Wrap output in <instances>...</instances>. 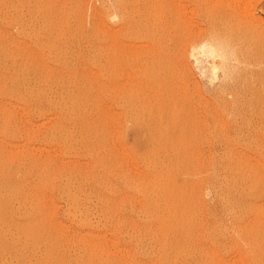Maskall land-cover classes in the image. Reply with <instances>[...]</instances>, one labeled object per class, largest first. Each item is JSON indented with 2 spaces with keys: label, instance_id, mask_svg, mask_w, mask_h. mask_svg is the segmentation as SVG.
<instances>
[{
  "label": "rangeland",
  "instance_id": "obj_1",
  "mask_svg": "<svg viewBox=\"0 0 264 264\" xmlns=\"http://www.w3.org/2000/svg\"><path fill=\"white\" fill-rule=\"evenodd\" d=\"M129 3L0 0V264H264V0Z\"/></svg>",
  "mask_w": 264,
  "mask_h": 264
},
{
  "label": "bare ground",
  "instance_id": "obj_2",
  "mask_svg": "<svg viewBox=\"0 0 264 264\" xmlns=\"http://www.w3.org/2000/svg\"><path fill=\"white\" fill-rule=\"evenodd\" d=\"M19 1V0H18ZM63 1V0H62ZM21 2V1H20ZM20 2H19V4H20ZM49 2V1H48ZM41 3V2H40ZM53 3V2H52ZM44 4V3H43ZM46 4H47V2H46ZM30 5H32V4H30ZM51 5V4H50ZM107 5V13H108V16H109V18L113 21H115L116 22V18H118L119 19V23H120V26H123V28H125L126 30H127V32H129L131 29H132V23L130 22V15H131V9L132 8H130V3H129V0H111V4H106ZM21 6V5H20ZM44 6V5H43ZM48 6V5H47ZM84 6V5H83ZM42 7V6H41ZM32 8V7H31ZM45 8V7H44ZM47 8V7H46ZM50 11V10H49ZM58 12V11H57ZM1 13V12H0ZM6 13V12H5ZM38 13V12H37ZM37 13H36V15H37ZM48 13V12H47ZM106 13V12H105ZM16 14V13H15ZM28 14V13H27ZM40 14V13H39ZM32 15V14H31ZM56 15V14H55ZM102 16V15H101ZM38 17V16H37ZM40 17V16H39ZM105 18H106V16H105ZM17 19V18H16ZM21 19V18H20ZM47 19V18H46ZM107 19V18H106ZM145 19V18H144ZM18 20V19H17ZM33 20V19H32ZM146 20V19H145ZM145 20H142L140 23H139V25H138V29L140 30V31H142L144 28H145V26H147L148 25V22H147V20L145 21ZM0 21H2V20H0ZM55 21V20H54ZM37 22V21H36ZM108 22V21H107ZM22 23V22H21ZM88 23V22H87ZM109 23V22H108ZM74 24V23H73ZM2 25V24H1ZM20 25H22V24H20ZM38 25V24H37ZM18 26V25H17ZM104 26V25H103ZM56 27V26H55ZM44 28V27H43ZM122 28V27H121ZM33 29V28H32ZM30 30V29H29ZM25 31V30H24ZM50 31V30H49ZM150 31V30H149ZM15 32V31H14ZM16 32H17V30H16ZM90 32V31H89ZM126 32V33H127ZM143 32H144V30H143ZM153 32V31H152ZM60 33V32H59ZM137 33V32H136ZM142 33V32H141ZM16 34V33H15ZM110 34H114L113 36H112V39H113V37L115 38V33H110ZM31 35H33V34H31ZM87 35H88V33H87ZM87 35H86V37H87ZM91 35V34H90ZM107 35V34H106ZM111 36L108 38V41H109V39L111 38ZM119 36H121L120 34H119ZM55 37V36H54ZM148 37V36H147ZM26 38V37H25ZM81 38V37H80ZM119 38V37H118ZM135 38V37H134ZM111 39V40H112ZM38 40V39H37ZM40 40V39H39ZM111 40L109 41V42H111ZM31 41V40H30ZM66 41V40H65ZM112 41H114V39L112 40ZM43 42V41H42ZM116 42V41H115ZM114 42V43H115ZM46 45V44H45ZM1 46V45H0ZM5 46V45H4ZM38 47V46H37ZM6 48V47H5ZM231 49V48H230ZM5 50V49H4ZM8 50V49H7ZM45 50V49H44ZM43 50V51H44ZM199 51V53L200 54H202L203 56H205L206 58L207 57H209V58H212L213 59V69L214 70H216L217 68L219 69V67L221 68V69H223L224 70V72L227 70V68H229L228 66H229V62H230V60H231V55H230V52H229V49L228 48H225V47H223V46H215V45H213V44H207V43H203V45H201L200 47H198V48H195V50H194V52H193V54H192V56H193V58H194V62L196 63V64H199V63H201L200 62V60H199V58H198V56H197V53L195 52V51ZM9 51V50H8ZM1 52V51H0ZM6 52V51H5ZM7 53V52H6ZM10 53V51L8 52V54ZM2 54H3V52H2ZM5 54V53H4ZM50 54V53H49ZM6 55V54H5ZM16 55V54H15ZM52 55V54H51ZM234 55V54H233ZM9 56H11V54L9 55ZM14 57V56H13ZM20 57V56H19ZM24 57V56H23ZM52 57V56H51ZM1 58V57H0ZM8 59V58H7ZM19 59V58H18ZM201 59V58H200ZM10 60V59H9ZM24 60V59H23ZM218 60V62H216ZM2 61H4V60H2ZM16 61H17V58H16ZM207 61V60H206ZM5 63V62H4ZM16 64H17V62H15ZM27 64V63H26ZM38 64V63H37ZM232 64V63H231ZM4 65V64H3ZM12 65V64H11ZM22 66V65H21ZM10 67V66H9ZM15 67V66H14ZM18 67V66H17ZM198 67V66H197ZM16 69V68H15ZM24 69V68H23ZM22 69V70H23ZM30 69V68H29ZM212 69V68H211ZM217 69V70H218ZM230 69V68H229ZM228 69V70H229ZM17 70V69H16ZM31 70V69H30ZM11 71H13V70H11ZM21 71V70H20ZM25 71V70H24ZM23 71V72H24ZM22 72V71H21ZM227 72V71H226ZM225 72V73H226ZM8 74H10V73H8ZM37 74V73H36ZM22 75V74H21ZM20 75V76H21ZM15 77V76H14ZM2 78V77H1ZM7 78H9V77H7L6 76V79ZM22 78V77H21ZM11 79V78H10ZM1 80V79H0ZM15 80H17V79H15ZM4 81V80H3ZM1 82V81H0ZM11 82V81H10ZM20 82V81H19ZM27 83V82H26ZM3 84V83H2ZM1 84V85H2ZM5 84H6V80H5ZM4 84V85H5ZM1 85H0V87H1ZM26 85V84H25ZM30 86V85H29ZM3 87V86H2ZM4 88H5V86H4ZM17 88V87H16ZM24 88V87H23ZM2 89V88H1ZM30 90V89H29ZM45 90V89H44ZM15 91V90H14ZM13 91V92H14ZM19 92V91H18ZM26 93V92H25ZM24 93V94H25ZM30 94V93H29ZM33 94V93H32ZM41 94V93H40ZM30 96V95H29ZM10 97V96H9ZM12 97V96H11ZM10 97V98H11ZM64 97V96H63ZM15 98H17L16 96H15ZM23 100V99H22ZM25 100V99H24ZM77 100V99H76ZM71 102V101H70ZM48 104V103H47ZM52 106V105H51ZM18 107V106H17ZM79 107V106H78ZM13 108V107H12ZM5 109H6V107H5ZM15 109V108H14ZM19 109V108H18ZM35 109V108H34ZM3 110V109H2ZM9 110V109H8ZM22 110V109H21ZM39 110V109H38ZM32 113H34V112H32ZM38 113V112H37ZM42 113V112H41ZM79 113V112H78ZM108 113V112H107ZM40 114V113H39ZM55 116V115H54ZM36 117V116H35ZM38 117V116H37ZM16 118V117H15ZM34 118V117H33ZM19 119H21V118H19ZM25 119V118H24ZM38 119H39V117H38ZM43 119V118H42ZM94 119V118H93ZM35 120V119H34ZM50 120V119H49ZM5 121V120H4ZM15 121V120H14ZM41 122V121H40ZM47 122V121H46ZM45 123V122H44ZM31 124V123H30ZM41 124V123H40ZM80 124V123H79ZM3 125V124H2ZM33 125V124H32ZM41 125H43V124H41ZM40 125V126H41ZM5 127V126H4ZM21 127H22V125H21ZM24 127V126H23ZM35 128V127H34ZM80 128V127H79ZM7 129H8V127H7ZM51 129V128H50ZM27 130H29V129H27ZM64 130V129H63ZM6 131V130H5ZM9 131V130H8ZM11 131V130H10ZM67 131V130H66ZM12 132V131H11ZM5 133V132H4ZM26 133V132H25ZM85 133V132H84ZM42 134V133H41ZM27 136H29V135H27ZM38 136V135H37ZM49 136V135H48ZM31 137V136H30ZM54 137V136H53ZM71 137V136H70ZM8 138V137H7ZM40 138V137H39ZM51 138V137H50ZM76 139V138H75ZM98 139V138H97ZM12 140V139H11ZM26 140V139H25ZM53 140V139H52ZM93 140V139H92ZM118 140V139H117ZM24 141V140H23ZM97 141V140H96ZM49 142V141H48ZM47 142V143H48ZM70 142V141H69ZM46 143V144H47ZM118 143V142H117ZM19 144V143H18ZM14 145H16V144H14ZM119 146H121V145H119ZM17 147V146H16ZM15 147V148H16ZM19 147V146H18ZM17 147V148H18ZM121 148V147H120ZM149 148V147H148ZM59 149V148H58ZM77 150V149H76ZM95 150V149H94ZM17 151V150H16ZM55 151V150H54ZM71 152V151H70ZM69 152V153H70ZM12 153V152H11ZM30 153V152H29ZM28 153V154H29ZM12 155V154H11ZM23 155V154H22ZM55 155H56V153H55ZM89 155H90V153H89ZM164 155V154H163ZM24 156V155H23ZM18 157V156H17ZM26 157V156H25ZM28 157V156H27ZM53 157V156H52ZM3 158V157H2ZM22 158H24V157H22ZM21 158V159H22ZM17 159V158H16ZM30 159V158H29ZM32 159V158H31ZM91 159V158H90ZM139 159V158H138ZM3 160V159H2ZM27 160H28V158H27ZM1 161V160H0ZM16 161V160H15ZM20 161V160H19ZM24 161V160H23ZM25 161H26V159H25ZM29 161V160H28ZM38 161V160H37ZM21 162V161H20ZM2 163V162H1ZM17 163V162H16ZM28 163V162H27ZM33 163V162H32ZM35 163V162H34ZM33 163V164H34ZM7 164V163H6ZM33 164L31 165V164H29V165H31V167L33 166ZM9 165V164H8ZM13 165V164H12ZM37 165H38V163H37ZM36 165V166H37ZM42 165H43V162H42ZM48 165V164H47ZM3 166H5V163H4V165ZM35 166V165H34ZM6 167V166H5ZM21 167V166H20ZM19 167V168H20ZM40 167V166H39ZM44 167H46V164H45V166ZM48 167V166H47ZM2 168V167H1ZM0 168V169H1ZM13 168V167H12ZM37 168V167H36ZM42 168V167H41ZM151 168H152V166H151ZM35 169V168H34ZM38 169V168H37ZM40 169V168H39ZM102 169V168H101ZM16 170V169H15ZM48 170V169H47ZM38 171V170H37ZM36 171V172H37ZM41 171V170H40ZM43 171H45V170H43ZM53 171V170H52ZM17 172V171H16ZM3 172H1V174H2ZM24 173V172H23ZM47 173V172H46ZM19 174H21V173H19ZM31 174V173H30ZM45 174V173H44ZM43 174V175H44ZM7 175V174H6ZM6 175H4L5 176V178H6ZM21 175H23V174H21ZM26 175V174H25ZM32 175V174H31ZM30 175V176H31ZM41 175V174H40ZM14 176V175H13ZM16 176H18V175H16ZM16 176H14V177H16ZM2 177H3V175H2ZM28 177V176H27ZM41 178H43L42 176H40ZM49 177V176H48ZM65 177V176H64ZM67 178V177H66ZM2 179H4V178H2ZM9 179V178H8ZM17 179V178H16ZM20 179V178H19ZM62 179H64V178H62ZM18 180V179H17ZM24 180V179H23ZM26 180H28V179H26ZM8 181V180H7ZM13 181V180H12ZM21 181V180H20ZM37 181V180H36ZM70 181V180H69ZM1 182V181H0ZM14 182V181H13ZM23 182H25V181H23ZM40 182V181H39ZM49 182V181H48ZM165 182V181H164ZM10 183H11V181H10ZM15 183H17V182H15ZM27 183V182H26ZM42 183V182H41ZM66 183V182H65ZM167 183V182H166ZM20 184H22V183H20ZM24 184V183H23ZM42 184H44V183H42ZM125 184V183H124ZM8 185V184H7ZM12 185H14V184H12ZM17 185V184H16ZM36 185V184H35ZM39 185V184H38ZM61 185V184H60ZM64 185V184H63ZM160 185V184H159ZM3 186V185H2ZM37 186V185H36ZM35 186V187H36ZM45 186V185H44ZM49 186V185H48ZM75 186V185H74ZM171 186H173L172 184H171ZM16 187V186H15ZM14 187V188H15ZM21 188H22V185L20 186ZM34 187V188H35ZM38 187V186H37ZM41 187V186H40ZM154 187V186H153ZM159 187V186H158ZM166 187H167V184H166ZM6 188H7V186H6ZM11 188H12V186H11ZM54 188V187H53ZM137 188V187H136ZM164 188V187H163ZM168 188H171V187H169L168 186ZM4 189V188H3ZM10 189V188H9ZM8 189V190H9ZM16 189V188H15ZM180 189V188H179ZM7 190V189H6ZM7 190V191H8ZM23 190V189H22ZM26 190V189H25ZM53 190V189H52ZM11 191V190H10ZM37 191V190H36ZM54 191V190H53ZM63 191V190H62ZM66 191H67V189H66ZM158 191V190H157ZM171 191V190H170ZM3 192V191H2ZM21 192V191H20ZM0 193H1V191H0ZM23 193V192H22ZM30 193V192H29ZM50 193V192H49ZM63 193H64V191H63ZM68 193H70V192H68ZM166 193H168V192H166ZM178 193V192H177ZM12 194V193H11ZM17 194V193H16ZM16 194H14V195H16ZM34 194V193H33ZM36 194V193H35ZM91 194V193H90ZM165 194V193H164ZM176 194V193H175ZM62 195V194H61ZM7 196V195H6ZM5 196V197H6ZM9 196L11 197V195L9 194ZM9 196H7V198L9 197ZM17 196V195H16ZM23 196H25V195H23ZM66 196H67V194H66ZM180 196V195H179ZM26 197V196H25ZM73 197V196H72ZM170 197V196H169ZM14 198H15V196H14ZM24 198V197H23ZM62 198V197H61ZM167 198V197H166ZM172 198V197H171ZM16 199V198H15ZM20 199V198H19ZM22 199V198H21ZM28 199V198H27ZM32 199V198H31ZM41 199V198H40ZM180 199H182V198H180ZM6 200V199H5ZM4 200V201H5ZM12 200H14V199H12ZM17 200V199H16ZM15 200V201H16ZM24 200H25V198H24ZM23 200V201H24ZM41 200H45V199H41ZM40 200V201H41ZM48 200H50L49 198H48ZM67 200V199H66ZM159 200H160V198H159ZM169 200H171V199H169ZM174 200V199H173ZM183 200H185V199H183ZM187 200V199H186ZM17 201H19V200H17ZM29 201H30V199H29ZM72 201V200H71ZM78 201V200H77ZM92 201V200H91ZM90 201V202H91ZM172 201V200H171ZM190 201V200H189ZM8 202V201H7ZM7 202H6V204H7ZM157 202V201H156ZM165 202V201H164ZM167 202V201H166ZM26 203V202H25ZM31 203V202H30ZM43 203V202H42ZM66 203V202H65ZM68 203V202H67ZM72 203V202H71ZM159 203V202H158ZM173 203V202H172ZM185 203H186V201H185ZM184 203V204H185ZM189 203H191V202H189ZM193 203V202H192ZM36 204V203H35ZM40 204V203H39ZM47 204H49V203H47ZM52 204V203H51ZM73 204V203H72ZM77 204V203H76ZM75 204V205H76ZM102 204V203H101ZM180 204V203H179ZM182 204V203H181ZM188 204V203H187ZM1 205V204H0ZM19 205V204H18ZM27 205V204H26ZM32 205V204H31ZM43 205V204H42ZM74 205V206H75ZM157 205V204H156ZM162 205V204H161ZM164 205V204H163ZM170 205V204H169ZM169 205H168V207H169ZM3 206V205H2ZM7 206H9V205H7ZM11 206V205H10ZM15 206V205H14ZM22 206V205H21ZM51 206V205H50ZM69 206V205H68ZM94 206H95V204H94ZM97 206V205H96ZM105 206V205H104ZM171 206V205H170ZM193 206V205H192ZM196 206V205H195ZM6 207V206H5ZM29 207V206H28ZM32 207V206H31ZM40 207H41V205H40ZM42 207H44V206H42ZM48 207V206H47ZM152 207V206H151ZM165 207V206H164ZM173 207V206H172ZM13 208V207H12ZM26 208V207H25ZM37 208H39V207H37ZM46 208V207H45ZM49 208V207H48ZM57 208H58V206H57ZM71 208H73L72 206L70 207V209ZM78 208V207H77ZM163 208V207H162ZM182 208H183V206H182ZM2 209V208H1ZM9 209V208H8ZM7 209V210H8ZM17 209V208H16ZM19 209V208H18ZM18 209H17V212H18ZM23 209V208H22ZM21 209V210H22ZM29 209H30V207H29ZM40 209V208H39ZM168 209L169 208H167V214H168ZM174 209V208H173ZM14 210V209H13ZM47 210V209H46ZM68 210H69V207H68ZM73 210V209H72ZM96 210V209H95ZM187 210V209H186ZM3 211H4V208H3ZM20 211V210H19ZM24 211H25V209H24ZM32 211V210H31ZM39 211V210H38ZM49 211V210H48ZM75 211V209L73 210V212ZM170 211V210H169ZM180 211V210H179ZM183 211V210H182ZM184 211H185V209H184ZM8 212V211H7ZM21 212V211H20ZM34 212V211H33ZM79 213H80V211H78ZM165 212V211H164ZM2 213V212H1ZM5 213V212H4ZM9 213V212H8ZM13 213V212H12ZM27 213H29V211L27 212ZM26 213V214H27ZM38 213V212H37ZM39 213H42V212H39ZM109 213V212H108ZM171 213V212H170ZM173 213H174V211H173ZM15 214V213H14ZM18 214H19V212H18ZM25 214V215H26ZM35 214V213H34ZM49 214V213H48ZM66 214V213H65ZM68 215H70L71 214V216H72V213H70V211L67 213ZM96 214V213H95ZM98 214H100V213H98ZM166 214V213H165ZM172 214V213H171ZM1 215V214H0ZM9 215V214H8ZM13 215V214H12ZM17 215V214H16ZM20 215V214H19ZM30 215V214H29ZM47 215V214H46ZM67 215V216H68ZM75 215H77V214H75ZM75 215H73V216H75ZM80 215V214H79ZM81 215H82V213H81ZM21 216H23L22 214H21ZM27 216V215H26ZM32 216V215H31ZM35 216V215H34ZM41 216H42V214H41ZM47 216H49V215H47ZM96 216V215H95ZM169 216V215H168ZM172 216H173V214H172ZM176 216V215H175ZM181 216V215H180ZM3 218H4V216H2ZM5 217H7V216H5ZM38 217V216H37ZM83 217V216H82ZM82 217H81V219H82ZM190 217V216H189ZM9 218V217H8ZM14 218V217H13ZM18 218V217H17ZM27 218V217H26ZM65 218V217H64ZM67 218V217H66ZM68 218H69V216H68ZM76 216L74 217V219L76 220ZM93 218H95L94 216H93ZM111 218V217H110ZM166 218V217H165ZM180 218V217H179ZM186 218H187V216H186ZM193 218H195V217H193ZM0 219H2V218H0ZM5 219V218H4ZM30 219V218H29ZM33 219V218H32ZM44 219V218H43ZM53 219V218H52ZM52 219H50V220H52ZM84 219V218H83ZM82 219V220H83ZM85 219H87V218H85ZM102 219H103V216H102ZM191 219V218H190ZM10 220V219H9ZM12 220V219H11ZM10 220V221H11ZM26 220H28V219H26ZM36 220V219H35ZM72 220H73V217H72ZM72 220L70 219L69 221L70 222H72ZM88 220H90L91 221V219H88ZM101 220V219H100ZM144 220V219H143ZM167 220H169V219H167ZM171 220V219H170ZM169 220V221H170ZM187 220V219H186ZM185 220V221H186ZM2 221H3V219H2ZM7 221V220H6ZM22 221V220H21ZM41 221V220H40ZM79 221V220H78ZM134 221V220H133ZM181 221V220H180ZM183 221V220H182ZM194 221H196V220H194ZM13 222V221H12ZM23 222V221H22ZM25 222V221H24ZM35 222V221H34ZM44 222V221H43ZM47 222V221H46ZM45 222V223H46ZM50 222V221H49ZM52 222H54V221H52ZM98 222H100V221H98ZM145 222V221H144ZM156 222V221H155ZM163 222V221H162ZM161 222V223H162ZM167 222V221H166ZM165 222V223H166ZM187 222V221H186ZM190 222H192V221H190ZM189 222V223H190ZM3 223H4V221H3ZM14 223H15V221H14ZM29 223V222H28ZM51 223V222H50ZM79 223H80V221H79ZM83 223V222H82ZM84 223H86L85 221H84ZM92 223V222H91ZM95 223V222H94ZM115 223V222H114ZM113 223V224H114ZM164 223V224H165ZM178 223V222H177ZM2 224V223H1ZM9 224V223H8ZM13 224V223H12ZM11 224V225H12ZM18 224H19V221H18ZM25 224H27V222L25 223ZM35 224V223H34ZM33 224V225H34ZM60 224V223H59ZM72 224V223H71ZM89 224L90 223H88L87 225L89 226ZM171 224V223H170ZM172 224H173V222H172ZM179 224V223H178ZM193 224V223H192ZM10 225V226H11ZM17 225V224H16ZM15 225V226H16ZM44 225H46V224H44ZM53 225V224H52ZM75 225V224H74ZM77 225V224H76ZM85 225V224H84ZM83 225V226H84ZM92 225V224H91ZM96 225V224H95ZM94 224L92 225V226H95ZM100 225V224H99ZM109 225V224H108ZM174 225H176V224H173V226ZM2 226V225H1ZM64 226V225H63ZM78 226H81V225H78ZM88 226H86L85 225V228H87ZM92 226H91V229H92ZM161 226H163V224L161 225ZM164 226H166V225H164ZM172 226V225H171ZM180 226V225H179ZM183 226H184V224H183ZM190 226V225H189ZM188 226V227H189ZM24 227V226H23ZM27 227H28V225H27ZM49 227V226H48ZM53 227V226H52ZM77 227V226H76ZM95 227H97V226H95ZM33 228V227H32ZM37 228V227H36ZM36 228H35V232H36ZM42 229H43V225H42V227H41ZM40 228V229H41ZM44 228H45V226H44ZM113 228H114V225H113ZM165 228V227H164ZM168 228H170V226L168 227ZM174 228H176V227H174ZM182 228H184V227H182ZM187 228V227H186ZM9 229V228H8ZM16 229V228H15ZM26 229V228H25ZM24 229V230H25ZM41 229V232L43 231ZM46 229H47V227H46ZM49 229V228H48ZM94 229V228H93ZM172 229V228H171ZM188 229V228H187ZM194 229V228H193ZM193 229H192V231H193ZM0 230H2V228L0 229ZM12 230H14V229H12ZM17 230V229H16ZM53 230V229H52ZM64 230V229H63ZM90 230V229H89ZM115 230V229H114ZM4 231V230H3ZM3 231H1V232H3ZM11 231V230H10ZM27 231V230H26ZM29 231H30V229H29ZM28 231V232H29ZM55 231V230H54ZM65 231V230H64ZM68 231V230H67ZM100 231V230H99ZM187 231V230H186ZM185 231V232H186ZM189 231V230H188ZM0 232V233H1ZM27 232V233H28ZM33 232V231H32ZM51 232V231H50ZM56 232V231H55ZM91 232V231H90ZM122 232V231H121ZM128 232V231H127ZM167 231L165 230V233H166ZM178 232H179V230H178ZM4 233H5V231H4ZM3 233V234H4ZM8 233V232H7ZM45 233V232H44ZM47 233V232H46ZM58 233V232H57ZM93 233V232H92ZM184 233V232H183ZM197 233V232H196ZM209 233V232H208ZM3 234L1 235L2 237H3ZM26 234V233H25ZM32 234V233H31ZM30 234V235H31ZM41 234V233H40ZM69 234V233H68ZM78 234V233H77ZM127 234V233H126ZM159 234H160V232H159ZM175 234V233H174ZM14 235V234H13ZM15 235H17V233L15 234ZM23 235V234H22ZM37 235V234H36ZM36 235H35V237H36ZM76 234H74V236H75ZM83 235V234H82ZM86 235H87V231H86ZM88 235H89V233H88ZM95 235V236H94ZM94 235H92V234H90L89 236L91 237H95V239H99L100 240V238H96V234L94 233ZM115 235V234H114ZM136 235V234H135ZM176 235V234H175ZM184 235H186V234H184ZM188 235V234H187ZM186 235V236H187ZM18 236H20V235H18ZM47 236V235H46ZM52 236V235H51ZM79 236H80V233H79ZM88 236V237H89ZM97 236H98V234H97ZM103 235H101V237H102ZM174 236V235H173ZM180 236H182L183 237V234L181 235L180 234ZM7 237V236H6ZM24 237V236H23ZM99 237H100V235H99ZM104 237V236H103ZM103 237H102V240H104L103 239ZM125 237V236H124ZM181 237V239H183ZM185 237V236H184ZM1 238V237H0ZM4 238V237H3ZM8 238V237H7ZM6 238V239H7ZM11 238V237H10ZM9 238V239H10ZM12 238H14V236L12 237ZM16 238V237H15ZM18 238V237H17ZM26 238V237H25ZM24 238V240H28V239H25ZM45 238V237H44ZM43 238V239H44ZM50 238H52V237H50ZM77 238V237H76ZM153 238V237H152ZM158 238V237H157ZM169 238V237H168ZM173 238V237H172ZM189 238V237H188ZM187 238V239H188ZM36 239H38V237H36ZM47 239H49V237L47 238ZM47 239H46V242H47ZM73 239H74V237H73ZM78 239V238H77ZM93 238H91V240H92ZM138 239V238H137ZM165 239V238H164ZM178 239V238H177ZM190 239V238H189ZM1 240H2V238H1ZM0 240V241H1ZM4 241H5V239H3ZM34 240V239H33ZM40 240V239H39ZM53 240H55V239H53ZM63 240H65L64 238H63ZM62 240V241H63ZM78 240H80V238L78 239ZM99 240H97V241H99ZM135 240V239H134ZM153 240V239H152ZM185 240V239H184ZM183 240V241H184ZM12 241V240H11ZM51 241V240H50ZM60 241V240H59ZM83 241V240H82ZM95 241V240H94ZM171 241V240H170ZM170 241H168V242H170ZM174 242H175V240H173ZM3 242V241H2ZM23 243L25 242V241H22ZM35 242V241H34ZM40 242V241H39ZM91 242H93V240L91 241ZM100 242V241H99ZM110 242H112V241H110ZM120 242V241H119ZM5 243V242H4ZM3 243V244H4ZM13 243V242H12ZM11 243V244H12ZM16 243V242H15ZM29 243H31V242H29ZM60 243H62V242H60ZM76 243V242H75ZM84 243V242H83ZM96 243H98V242H96ZM105 243V242H104ZM112 243H114V241L112 242ZM162 243V242H161ZM165 243V242H164ZM17 244H19V242H17ZM24 244H26V243H24ZM37 244V243H36ZM45 244V243H44ZM50 244V243H49ZM87 244V243H86ZM93 244L95 245V242H93ZM115 244V243H114ZM114 244H112V245H114ZM124 244V243H123ZM138 244V243H137ZM2 245V244H1ZM5 245V244H4ZM6 245H8V244H6ZM15 245V244H14ZM14 245H12L13 247H14ZM23 244H21L20 245V247L22 246ZM31 245V244H30ZM37 245H39V244H37ZM41 245H43L42 243H41ZM47 245V244H46ZM55 245V244H54ZM84 245V244H83ZM92 245V244H91ZM142 245V244H141ZM163 245V244H162ZM169 245V244H168ZM49 246V245H48ZM51 246V245H50ZM57 246V245H56ZM62 246L64 247L65 246V243L64 244H62ZM87 246H88V244H87ZM96 246V245H95ZM115 246V245H114ZM164 246V245H163ZM176 246V245H175ZM174 246V247H175ZM6 247V246H5ZM10 247H11V245H10ZM23 247H24V245L22 246V249H23ZM53 247V246H52ZM92 247V246H91ZM99 247H100V245H99ZM103 247V246H102ZM142 247V246H141ZM148 247V246H147ZM154 247V246H153ZM165 247H166V245H165ZM170 247V246H169ZM181 247V246H180ZM4 248V247H3ZM34 248V250H36L35 248L36 247H33ZM45 248H46V246H45ZM56 248V247H55ZM85 248V247H84ZM104 248H106V247H104ZM167 248V247H166ZM186 248V247H185ZM7 249H8V247H7ZM13 249V248H12ZM16 249V248H15ZM25 249V248H24ZM38 249H39V247H38ZM37 249V250H38ZM41 249V248H40ZM75 249V248H74ZM161 249V248H160ZM176 249H178V248H176ZM1 250H2V248H1ZM4 251H5V249H3ZM17 250H21V248L20 249H17ZM17 250H15V252L17 251ZM33 250V249H32ZM48 250H50V247L48 248ZM47 250V251H48ZM54 250V249H53ZM70 250V249H69ZM102 250H103V248H102ZM144 250V249H143ZM170 250V249H169ZM10 251V250H9ZM12 251V250H11ZM25 251H26V249H25ZM30 251V250H29ZM43 251H44V249H43ZM62 251H63V248H62ZM73 251V250H72ZM82 251H83V249H82ZM87 251V250H86ZM94 251V250H93ZM97 251H99V249L97 250ZM111 251V250H110ZM115 251V250H114ZM127 251V250H126ZM125 251V252H126ZM137 251V250H136ZM155 251V250H154ZM192 251V250H191ZM1 252V251H0ZM18 252V254H20L19 253V251H17ZM22 252H24L23 250H22ZM22 252H21V254H22ZM32 252V251H31ZM30 252V253H31ZM36 252V251H35ZM45 252V251H44ZM51 252V251H50ZM50 252L48 253V254H50ZM55 252V251H54ZM54 252H53V254H54ZM85 252V251H84ZM89 252V251H88ZM87 252V253H88ZM116 252H117V250H116ZM115 252V253H116ZM171 252V251H170ZM174 252V251H173ZM189 252V251H188ZM6 253V252H5ZM8 253V252H7ZM7 253H6V256H7ZM29 253V254H30ZM34 253V251L32 252V254ZM40 253L42 254V252L40 251ZM46 253V252H45ZM76 253V252H75ZM89 253H92V250H91V252H89ZM128 253V252H127ZM9 254H11V253H9ZM15 255L17 254V253H14ZM18 254H17V256H18ZM37 254V253H36ZM41 254H40V257H41ZM47 254V253H46ZM46 254H45V256H46ZM83 254V253H82ZM86 254V253H85ZM94 254V253H93ZM144 254V253H143ZM147 254V253H146ZM206 254V253H205ZM34 255V254H33ZM38 255V254H37ZM63 255V254H62ZM78 255H79V253H78ZM90 256H91V254H89ZM95 255V254H94ZM93 255V256H94ZM102 255V254H101ZM113 255H114V253H113ZM2 256V255H1ZM0 256V257H1ZM3 256H5V255H3ZM23 256H24V254H23ZM44 256V255H43ZM49 256H52V255H49ZM80 256V255H79ZM96 256V255H95ZM94 256V257H95ZM100 256V255H99ZM106 256V255H105ZM117 256V255H116ZM140 256V255H139ZM167 256V255H166ZM186 256V255H185ZM10 257H11V255H10ZM9 257V258H10ZM15 257V256H14ZM19 257V256H18ZM17 257V258H18ZM35 257V256H34ZM53 257H54V255H53ZM62 257H64V255L62 256ZM61 257V258H62ZM89 257V256H88ZM92 257V256H91ZM114 257V256H113ZM170 257V256H169ZM2 258V257H1ZM6 258V257H5ZM5 258H4V260H5ZM30 258V257H29ZM66 258V257H65ZM77 258V257H76ZM90 258V257H89ZM93 258V257H92ZM91 258V259H92ZM100 258V257H99ZM102 258H105V257H102ZM159 258V257H158ZM186 258V257H185ZM13 259V258H12ZM35 259V258H34ZM43 259V258H42ZM54 259V258H53ZM78 259V258H77ZM81 259V258H80ZM101 259V258H100ZM106 259H107V257H106ZM3 260V259H2ZM3 260V261H4ZM9 260H11V259H9ZM8 260V261H9ZM21 260V259H20ZM52 260V259H51ZM62 260V259H61ZM66 260V259H65ZM64 259H63V261H65ZM73 260V259H72ZM83 260V259H82ZM93 260V259H92ZM109 260V259H108ZM161 260V259H160ZM166 260V259H165ZM164 260V261H165ZM174 260V259H173ZM8 261H6V263H8ZM25 261H27V260H25ZM34 261H36V260H34ZM45 261V260H44ZM48 261V260H47ZM62 261V262H63ZM67 261V260H66ZM65 261V262H66ZM77 261V260H76ZM75 261V262H76ZM79 261V260H78ZM102 261H104V260H102ZM101 261V262H102ZM2 262V261H1ZM0 262V263H1ZM20 262V261H19ZM22 262V261H21ZM20 262V263H21ZM29 262V261H28ZM56 262V261H55ZM55 262H54V264H55ZM81 262V261H80ZM89 263H90V259H89V261H88ZM87 262V263H88ZM111 262V261H110ZM152 262V261H151ZM175 262H177V261H175ZM205 262V261H204ZM9 263H10V261H9ZM8 263V264H9ZM14 263V262H13ZM42 263V262H41ZM40 263V264H41ZM46 263V262H45ZM69 263H71V262H69ZM68 263V264H69ZM73 263V262H72ZM86 263V262H85ZM129 263V262H128ZM181 263V262H180ZM15 264V263H14ZM19 264V263H18ZM44 264V263H43ZM91 264V263H90ZM92 264H95V263H92ZM108 264V263H107ZM109 264H112V263H109ZM115 264H117V263H115ZM119 264V263H118ZM121 264V263H120ZM124 264V263H123ZM166 264V263H165Z\"/></svg>",
  "mask_w": 264,
  "mask_h": 264
}]
</instances>
